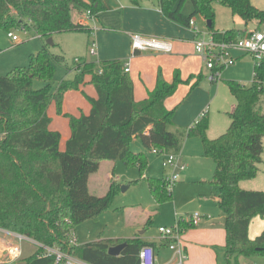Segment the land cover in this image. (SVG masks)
I'll use <instances>...</instances> for the list:
<instances>
[{
  "label": "trees",
  "instance_id": "obj_1",
  "mask_svg": "<svg viewBox=\"0 0 264 264\" xmlns=\"http://www.w3.org/2000/svg\"><path fill=\"white\" fill-rule=\"evenodd\" d=\"M134 6L140 0H130ZM191 2L193 12L185 15L184 6ZM228 8L245 25L264 23V10L252 0H159L163 14L172 22L190 27L191 20L202 17L212 21L209 29L219 39L236 38L242 30H228L226 36L215 27L216 6ZM104 10L102 0H0V30L33 32L42 40L54 34L90 33L92 28L74 21V13L90 11L97 16ZM228 36V37H227ZM56 64L76 72L74 80H62L57 93ZM121 60L66 64L63 56L50 53L48 46L33 56L29 67L13 70L0 76V229L22 235L38 245L37 251L25 264H65L57 262L46 248L60 249L63 253L87 264H140L141 250L149 245L140 238L105 239L79 245L72 244L76 237L75 209L94 210L93 217L110 208L119 191L113 182L108 195L102 199L81 202L76 199L77 186L88 161L107 160L138 166L144 176L148 167L145 153L132 151V143L140 139L146 149L167 154H180L185 139L200 137L205 157L212 159L216 169L210 185L218 188L219 207L225 215L227 233L224 258L227 264H239L241 257L264 258V231L252 240L249 230L252 221L264 218V192L246 191L243 181L253 180L259 173L264 153V112L260 103L264 89L254 78L246 87L235 81H226L237 101L229 114L231 125L218 139L208 137L209 117L204 114L191 129L171 131L175 110H168L165 102L173 97L182 84L197 88L203 76L182 80L179 72L172 83L160 71L156 88L144 101L135 100L134 84L124 71ZM91 76L98 97L88 100L91 113L69 119L71 137L64 152L60 150L62 135L50 129L52 119L48 110L53 101L61 112L63 97L68 91H78ZM264 79V69L258 79ZM35 80L46 83L35 89ZM74 160H78L77 166ZM72 172L70 178H67ZM151 193L158 204L171 202L173 193L167 190L165 179H147ZM80 211V212H81ZM182 231L195 226L184 219L178 222ZM127 248L117 257L109 249L121 244Z\"/></svg>",
  "mask_w": 264,
  "mask_h": 264
},
{
  "label": "crops",
  "instance_id": "obj_2",
  "mask_svg": "<svg viewBox=\"0 0 264 264\" xmlns=\"http://www.w3.org/2000/svg\"><path fill=\"white\" fill-rule=\"evenodd\" d=\"M102 4L104 6V10L96 16L95 20L87 22L88 25L94 29V33H85L87 35V40H85V42L86 44H88V46L91 41L97 42L99 48L98 62L107 60H121L125 64L124 68L129 64L130 77L132 76V74H134V80H132L134 84L135 100L137 102L144 101L149 97V94L154 91L157 84V77L160 71L162 72L164 79L169 83L173 82L175 74L177 72H179L182 80L184 81H187L190 77L193 76H203V80L197 88L191 91V85L196 82V79H194L190 85L182 84L179 86L175 95L165 102V106L168 110H175L173 125L170 128L171 131H187L193 128L202 118L203 113L206 112L208 106H210L216 100V98L218 97L219 89L218 87L214 86L215 84L208 80L207 77L209 75V71L206 69L203 59L196 53L194 45V40L196 38L195 32L188 27L170 21L161 11L159 0H140V4L138 6H134L130 0H102ZM183 10L185 15H190L193 12V7L188 6L187 9ZM84 17L85 13L83 15H80L79 12H75L73 16L76 23ZM199 18L200 20H198L197 17L195 18L198 27L201 23V20H204L205 24L207 25V21L204 18ZM251 24L246 25L245 29L236 30H251L249 29V26ZM256 27L257 26L255 25V28ZM217 30L220 32L228 31L221 30L219 28ZM63 34H67L70 36H68L69 38L60 40L59 44L65 46L66 49H75L77 43V41H75L76 38L73 36L75 35V33ZM133 34H142L148 37H156L159 39L169 40L174 46L173 52L170 54L144 52L133 55L131 45V36ZM55 35L56 34L52 36L53 39L56 37ZM246 58H242L236 66L223 71L220 79L222 80L224 78L223 80H227L228 78L233 81L235 80V82H238L242 85L246 84V81L251 80V76L248 75L245 70L248 66L241 63ZM81 60L87 61L83 58H81ZM250 60L251 65H249V67L251 68L253 67V62L252 59ZM67 71L76 74L75 71L68 69ZM224 73L225 77H223ZM204 80L210 82L211 85L205 83ZM252 81L250 82V84L252 83ZM44 84L45 85L43 87L46 86V83ZM81 86L83 93H85L84 90L86 88L91 89L90 95H88L90 98L98 97L96 88L91 82V76H87L85 82ZM43 87L35 89L39 90ZM81 103L83 106L84 114L89 115L92 110L91 104L85 106L83 102ZM235 108L236 107H234V109ZM50 109L51 108H49L48 110L49 117L51 116ZM87 111L88 113H86ZM73 116L77 117L76 115ZM53 123L54 122L52 119L50 129L52 131L60 132L59 129L54 128ZM70 137L71 135H69V137H66L65 140H61V152L65 151L67 141L70 139ZM197 138H199L200 140H198ZM197 138L185 139L180 152L183 155V158L180 155L181 162L184 159L190 160V158L194 160L207 158L204 154L202 139L200 137ZM189 147L192 148L191 151L189 150ZM141 148V146L138 147L139 150ZM157 156L160 157V155ZM74 162L77 166H79L80 162L78 160H74ZM117 167L118 163H115L113 161H88L83 176L79 182L81 183L82 181H84V184L79 190L77 189L76 199L80 200L81 202L94 201L95 196H100L98 195L100 192V197L102 199L108 195L113 182H116V184H118L119 190L123 187L126 188L125 191L132 190V185L125 186L120 183L119 179L116 177ZM164 174V170L156 172L153 168H151L150 170H148V173L145 174L143 179H162L165 178ZM71 175L72 172L69 173L66 177L70 178ZM189 180L190 182L192 181L191 179ZM197 181H195L194 184L204 185L206 187L198 188V191H196L193 195L192 202L196 203L197 207L204 212V215L201 216V220L194 228L185 231L180 238L181 246H183L187 254V259L185 260L184 264H221V259L224 257V248L226 246L227 233L225 229V215L222 211V214L220 215L216 211H214V205H219L218 190L215 194L216 191L212 188L214 186L209 184L210 180L199 182ZM186 185V183L183 184V187L187 188L188 186ZM207 186H210L211 188L208 189ZM179 193L180 191H177V194H173V203L175 202L176 198V204L174 205V208L181 207L180 205L182 201L180 202L179 200ZM157 206L162 207L163 205H159L157 203L151 205V207L139 205V207L134 210L136 211V214L128 216L126 215V211L128 210H125L123 220L121 223L119 222L120 230L112 231L111 234L108 233L107 230L101 231L100 233H103L102 237L105 239L123 240L140 238L146 244H157L158 247L154 248L157 264H175L176 252L170 249L169 241L164 240L160 236L161 234L150 235L148 231H142V228H146V226L148 227L153 224V222L156 221L155 218L159 216L161 217V222H156L160 227L178 223L176 215L174 221L167 220L168 216L164 214V210L160 211V208H157ZM116 211L117 210L112 209L111 203L110 208L102 212L101 214L116 213ZM81 214L82 212H79V216H81ZM215 214L216 217H210L211 215ZM181 219L186 220L187 218L185 219L183 216H181ZM263 231L264 218H255L250 226V238L252 240L256 239L263 233ZM9 233L10 232L5 230L0 232L1 244L7 246L14 242L13 237ZM76 239L78 240L77 236ZM30 241L34 242L32 240ZM88 243H92V239H87V241L82 245ZM35 244L37 245V243ZM27 258L28 257H26L21 262V264H25L24 261ZM14 263H16V261L6 262L3 264Z\"/></svg>",
  "mask_w": 264,
  "mask_h": 264
},
{
  "label": "rangeland",
  "instance_id": "obj_3",
  "mask_svg": "<svg viewBox=\"0 0 264 264\" xmlns=\"http://www.w3.org/2000/svg\"><path fill=\"white\" fill-rule=\"evenodd\" d=\"M252 3L254 6L258 7L259 9L264 10V0H252ZM188 6L193 7L191 2H186L184 9H187ZM197 18L198 20H200L199 17ZM215 25L217 29L219 28L221 30L246 28L245 23L240 18L234 17L232 15V12L228 8L220 5L216 6ZM199 29L203 32L208 30L204 20H201V23L199 24ZM249 29H255V24H251L249 26ZM11 32L18 35L21 41L19 43L12 41V39L9 38L10 32L5 30H0V76H7L17 68L29 67L33 56L36 55L38 52H40L44 46H48V50L52 55L63 56L66 59V64L69 67L73 66V63L77 58L78 59L83 58L87 61H94L99 63L98 62L99 52L97 55L94 56L90 54L89 51L90 44L88 46V44H86L85 42V40H87L86 39L87 35L85 33L76 32L75 35H73L76 38L75 41H77L75 49H66L65 46L59 44V41L64 40L65 38H69L68 36L70 35L67 34H63V33L56 34L55 35L56 37L54 39L51 38L53 41V45H52V44H48V40H42L39 37H37L32 31L25 32L24 30H12ZM92 42L93 41H91V43ZM250 59L252 58L248 57L241 62L242 64H246L248 66L246 67L245 70L246 73L251 76V80L246 81L245 82L246 84H244V86L246 87H250L254 82L255 64L254 61L252 60L253 67L250 68L249 67V65H251ZM55 67H56V76H55L56 81L52 88L53 94L57 93L59 83L62 80H74L76 75L72 72H68L66 67H64L63 65L56 64ZM133 76L134 74H132L131 76L132 79L134 80ZM223 77H225V73ZM223 79L222 80L220 79L217 83H213L215 84L214 86L219 88L218 97L210 106H208L206 112L203 113V115L208 114L209 117L210 126L208 131V137L211 140L218 139L228 131L231 125V119L229 117V114L234 110V107H236L237 105L236 99L233 97L228 86L225 84L226 81H233V80L228 78L227 80H223ZM251 81L252 83L250 84ZM205 83L211 85V83L208 81H205ZM44 85H45L44 82L40 80H35L34 82V86L37 89L43 87ZM90 90L91 89L86 88L84 90L85 93H83L81 86L80 91L72 90L66 92L63 97L61 112L55 101H53L52 104L50 105L51 108L50 117L53 119L54 128L59 129L62 135V140H65L66 137H69V135H71L69 119L65 117V115H71V116L76 115L77 117L83 115L88 116V114H84V110L81 102H83L85 106H88L90 104L88 100L89 97L88 95H90ZM260 106L262 112H264V98L262 99ZM86 113H88V111ZM195 138L197 137L191 139H195ZM197 139L200 140L199 138ZM139 146L142 147L140 150L138 149ZM131 148L132 151L135 153L143 152L146 154L148 159V167L146 169L145 174H147L148 170H150L151 168H153L156 172L160 170L161 171L164 170L165 172L164 177H167L174 173V169H172L171 167L166 168L164 166L165 157L164 156L161 157V155L160 157H158L154 153V150L146 149L145 146L143 145V142L140 139H135L132 143ZM189 150L191 151L192 148L189 147ZM180 155L183 158V155L181 153ZM182 165L186 166V169L184 171L178 172L180 177L179 178L180 182L177 183L173 189V194L174 193L177 194V191L178 192L180 191L179 200L180 202L182 201L180 205L181 207L174 208V205L176 204V198L174 203L171 201L165 204H159V205H163L162 207L157 206V208H160V211L164 210V214L168 216L167 220L174 221L175 215L177 219H180L181 216H183L186 219L195 214H200L201 216L204 215V212L197 207L195 202L192 201H193V195L196 191H198V188L206 187V186L196 185L194 184V182L197 180H198L197 182L205 181V180L211 181L214 176L216 164L212 159L209 158H203L201 160H194L190 158V160L184 159L182 161ZM258 167H259V173L255 179L249 181H243L241 183V188L243 190L264 192V153L262 156V163H260ZM144 176L141 175V171L138 166L128 167L124 163H118V167L116 170V177L123 185L125 186L132 185V190L130 191L128 190L125 192L122 191V188L119 190L118 195H116L114 201L112 202V209L117 210L116 213L100 214L98 217H93L94 210L93 212L92 211L82 212L80 210L82 214L81 216H79L80 211L78 209H75L76 219L78 221V224L76 225V236L78 238L77 243L79 245L85 243L87 239H92V242L97 241V239L103 236V233H100L101 231L107 230L108 233L111 234L112 231L120 230L119 222L120 223L122 222L125 214V210H128L126 211L127 216L134 215L136 214V211L134 210H136V208L139 207V205L151 207V205L157 203L149 189L147 180L143 179ZM189 179H191L192 181L190 182ZM185 183L187 184L186 186H188L187 188L183 187V184ZM83 184L84 181L79 183L77 189L79 190ZM207 188L210 189L211 187L207 186ZM212 188L216 191L215 192L216 194L218 189L216 187H212ZM98 195L101 196V192ZM100 196H95L94 200L96 201L98 199H101ZM180 211H184V212H180ZM214 211H216L219 215L222 214L221 209L217 204L214 205ZM210 217L214 218L216 217V214L211 215ZM155 220L158 223H160L161 217L160 216L156 217ZM155 222H153V224H151L148 227L146 226V228H142V231L146 230L150 235H157V234L160 235V233L158 232L160 226L159 224H157V222L156 223ZM163 227L175 229L177 227V223H175L174 225L172 224ZM20 248L22 251V257L14 264H21V262L26 257H29L38 249V245H36L34 242H31L29 240H23L20 242ZM221 264H227L224 257L221 259ZM239 264H264V258L261 256H255L250 258L241 257L239 258Z\"/></svg>",
  "mask_w": 264,
  "mask_h": 264
},
{
  "label": "built area",
  "instance_id": "obj_4",
  "mask_svg": "<svg viewBox=\"0 0 264 264\" xmlns=\"http://www.w3.org/2000/svg\"><path fill=\"white\" fill-rule=\"evenodd\" d=\"M95 18L96 16L88 11L85 14V17L79 20V23L84 26H89L87 22L95 20ZM189 28L196 34V38L194 40L195 50L196 53L203 59L205 67L209 71L207 78L210 82H218L225 69L236 66L242 58L250 57L255 64L254 78H256L259 82V86L264 89V79H258V69L259 71L264 69V23L259 28L256 27L255 29L239 34L236 38L227 39H219L209 30L208 27L207 31H201L195 19L191 20ZM93 33L94 29L92 28V34ZM222 36H226V32H222ZM9 38L16 43L21 41L19 36L13 32L9 33ZM131 45L133 55L144 52L170 54L174 49L172 42L169 40L148 37L142 34H133L131 36ZM89 51L93 56L98 54L99 48L96 41L90 43ZM74 62L81 63L82 60L77 58ZM124 71L126 73L130 72L129 64L124 68ZM154 153L165 157L164 166L166 168L171 167L174 169V173L172 175L164 178L167 190L170 193H173V189L179 182L180 178L178 172L184 171L186 166L182 165L180 154H167L155 149ZM180 219H178V222ZM200 220L201 215L195 214L188 217L185 221L196 226ZM1 231L4 230L0 229V232ZM184 232L185 231L180 229L178 223L175 229L167 227L159 228V233L162 238L164 240H168L170 249L176 252L175 264H184L187 259V254L180 243L181 235H183ZM9 234L13 237L14 241L17 242H13L7 246L0 243V264L18 261L22 257L20 242L23 240H29L28 238L16 233L10 232ZM76 243L77 239L76 237H73L72 244ZM46 253L49 255L54 254L57 258V262H63L65 264H85L83 261L63 253L60 249L46 248ZM140 264H157L155 259V249L152 246L147 245L141 250Z\"/></svg>",
  "mask_w": 264,
  "mask_h": 264
},
{
  "label": "water",
  "instance_id": "obj_5",
  "mask_svg": "<svg viewBox=\"0 0 264 264\" xmlns=\"http://www.w3.org/2000/svg\"><path fill=\"white\" fill-rule=\"evenodd\" d=\"M213 26L212 21H207V27L210 29ZM48 44H52L53 45V41L52 39H48ZM126 188H122V191H125ZM127 248V244H121L115 247H112L109 249V255L113 256V257H117L119 255H121V253Z\"/></svg>",
  "mask_w": 264,
  "mask_h": 264
}]
</instances>
